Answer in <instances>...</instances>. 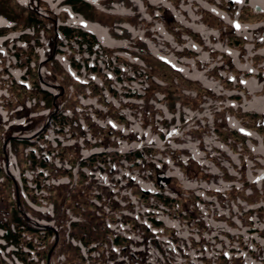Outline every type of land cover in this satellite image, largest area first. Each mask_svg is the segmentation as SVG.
Listing matches in <instances>:
<instances>
[{"label":"flooded vegetation","instance_id":"obj_1","mask_svg":"<svg viewBox=\"0 0 264 264\" xmlns=\"http://www.w3.org/2000/svg\"><path fill=\"white\" fill-rule=\"evenodd\" d=\"M139 1L143 52L167 68L171 81L153 74L151 60L113 59L99 32L60 25L53 16H47L45 43H38L43 37L35 26L29 28L30 43L1 33L0 177H11L16 187V233L27 221L41 240L93 243L96 249L99 239L82 236L84 226L118 236L131 233L133 215L142 216L155 199L160 230L182 216L194 227V243L207 244V258H228V227L248 220L258 225L254 211L264 204V99L246 113L240 82L264 67V4ZM248 52L255 64L244 76ZM134 107L139 120L143 109H150L141 120L142 133L133 128ZM154 117L161 118L155 121V138L147 125ZM246 126L253 135L245 141L240 129ZM172 131L176 134L168 136ZM21 147L28 148L26 154ZM2 162L13 164L15 173L1 171ZM144 188L154 191L146 195ZM4 208L0 227L11 214ZM138 221L143 226L142 218ZM202 225L207 234L196 239ZM214 226L221 228L219 244L211 234ZM170 238L184 239L177 231ZM132 248L130 254L124 250L121 264L134 259ZM145 253L138 251L136 264Z\"/></svg>","mask_w":264,"mask_h":264},{"label":"rangeland","instance_id":"obj_2","mask_svg":"<svg viewBox=\"0 0 264 264\" xmlns=\"http://www.w3.org/2000/svg\"><path fill=\"white\" fill-rule=\"evenodd\" d=\"M62 0H48L47 1H37V0H0V28L3 26L4 28L7 26H15L17 28H24L27 26L33 25L31 22L34 18L39 17L36 15L37 12H41L43 14H57L58 16V22L66 23V24H72L73 23V15L72 12L69 11L68 7L63 8L62 13L59 17V11L63 7H59L61 4H59ZM129 0H86V3L81 5H77L76 9L81 11V14L84 15L85 19H88L90 22L94 24V26L99 27V33L101 39L108 40V37H111L109 41L108 46V53L113 57V59H119L124 58V56L129 57L131 61H134L135 57L145 58L147 61L151 60V65H153L154 73H159L161 76H164L166 80L171 81V78L165 77L168 70L167 68H163L162 65H160L158 62H155L153 59H151L149 56H146L144 54L142 49V43L144 40L143 35V23H142V13L140 10V7H138L139 0H133L132 4H136V6L133 9H128V12H126L125 8H128V2ZM51 4V5H50ZM58 6V8H57ZM75 12V11H74ZM77 14V12H75ZM6 18V20L4 19ZM37 20V19H36ZM250 20V19H249ZM8 21V22H5ZM86 21V20H85ZM4 22V23H3ZM47 21H44V24L46 25ZM86 25V24H85ZM49 26H51L49 24ZM103 27L107 28V30H104ZM119 27L120 29H115ZM110 28V29H108ZM39 36L43 37V43L47 42L48 33L47 28H39ZM101 31V32H100ZM24 32V31H23ZM27 34V33H24ZM29 36L26 35L24 40H28ZM30 39V37H29ZM21 40V41H24ZM41 41V43H42ZM32 42V40H30ZM40 43V41H39ZM39 50V49H38ZM155 52V51H154ZM142 65V64H140ZM54 69V68H53ZM137 69H140L138 67ZM61 70V69H59ZM140 72H136V74H139ZM137 83H134L136 85ZM139 105L141 106V101L139 102ZM140 106L138 107L140 109ZM136 108L134 107V112ZM150 112V109H143V114L141 116V120L144 119L145 115ZM136 118L134 119V125L133 128L136 129L138 132L142 133L143 128L141 125V120H139L140 117V110L135 112ZM247 121L250 120V118H246ZM155 121H161V118L154 117L152 122H149L147 125H149L153 130H157V126L155 125ZM156 132H154L153 137L155 138ZM21 152L27 153L28 148L23 149L21 147ZM1 149V144H0ZM15 151V149L13 148ZM247 152V151H246ZM23 159V157H22ZM25 162L27 159H24ZM23 166H26L25 163L22 164ZM2 167L6 168V163H1ZM11 174L13 175L15 173V169L13 167V164L11 168L9 167ZM2 182V183H1ZM0 195L5 198V202L9 207L13 206L14 200L13 196H15L16 193V187L13 185L9 180H4V177H0ZM0 207H2L0 202ZM38 216L44 219H48V217L44 213H38ZM100 227V226H99ZM60 228V227H58ZM8 229H10L8 227ZM29 229V228H28ZM82 236L86 235L87 238H93V239H99V244L103 243V246L99 248V253L102 256H107L110 249L106 246V243H110L112 240V235L104 231L103 229H97L96 227L88 228L87 226L83 227ZM23 237L27 238L25 241L29 243L27 246V243H24V247H27L26 255H27V261H25L22 257H17L18 254H14L13 250L14 248H18L15 244V241L17 240H11V239H2L0 237V264H47L48 259L46 258V254L49 252H54V254L62 251V249L66 247L64 253L71 254V256H65L64 260H62V264H86L82 263V261H78L73 259V254L76 253L78 247L74 244H69L67 242H54V238L52 241H49L48 248L51 246L50 249H48L45 252V249L43 246V243L39 241V235L37 233H32L31 229L29 231H22ZM81 234V233H80ZM32 236H35L38 239H33ZM22 242V241H21ZM87 244V243H86ZM28 247H30L32 250L29 251ZM53 254V256H54ZM39 255L40 262L38 260L34 262L33 256ZM61 256H64L62 254ZM80 258V257H79ZM56 259V258H55ZM55 259L54 263L55 264ZM47 262V263H46ZM88 264H96V262L88 263Z\"/></svg>","mask_w":264,"mask_h":264},{"label":"snow or ice","instance_id":"obj_3","mask_svg":"<svg viewBox=\"0 0 264 264\" xmlns=\"http://www.w3.org/2000/svg\"><path fill=\"white\" fill-rule=\"evenodd\" d=\"M21 2H23V0H21ZM93 2H94V0H93ZM230 2H232V3H235V4H242L243 2H244V0H230ZM261 2H262V4H264V0H261ZM262 11H264V8H262L261 9ZM85 27H87V25H85ZM233 27L236 29V30H239L240 28H241V25L240 24H238V23H235L234 25H233ZM160 59H162V60H164V57H160ZM165 62H169V61H165ZM172 67L173 68H176V65L175 64H172ZM178 71H184L183 69H177ZM232 79H234V78H232ZM241 83H244V84H247L248 82L247 81H240ZM111 123V122H110ZM113 127H116V125L115 124H113ZM240 131L243 133V134H245V135H253L252 133H249V132H246L244 129H240ZM174 134H176L175 133V131H172V132H168L167 133V135L168 136H172V135H174ZM261 179H264V175H262L261 176ZM225 255H227V253L225 254Z\"/></svg>","mask_w":264,"mask_h":264},{"label":"trees","instance_id":"obj_4","mask_svg":"<svg viewBox=\"0 0 264 264\" xmlns=\"http://www.w3.org/2000/svg\"><path fill=\"white\" fill-rule=\"evenodd\" d=\"M14 236H15V234H14ZM24 243H27V242H21L18 240L15 241V244L17 245L18 248H14L13 252H14L15 256H16V254H18L17 257H22L25 259V261H27V255H26L27 252L26 251H28V250H27V247H24V245H25ZM26 245L28 246L29 243H27Z\"/></svg>","mask_w":264,"mask_h":264}]
</instances>
